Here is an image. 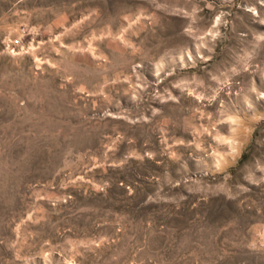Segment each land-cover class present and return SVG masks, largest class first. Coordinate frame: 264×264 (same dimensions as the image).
Listing matches in <instances>:
<instances>
[{
    "label": "rangeland",
    "instance_id": "1",
    "mask_svg": "<svg viewBox=\"0 0 264 264\" xmlns=\"http://www.w3.org/2000/svg\"><path fill=\"white\" fill-rule=\"evenodd\" d=\"M0 264H264V0H0Z\"/></svg>",
    "mask_w": 264,
    "mask_h": 264
}]
</instances>
